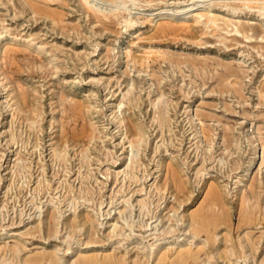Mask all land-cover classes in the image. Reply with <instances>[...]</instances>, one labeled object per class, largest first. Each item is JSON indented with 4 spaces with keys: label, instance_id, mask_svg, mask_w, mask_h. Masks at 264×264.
Here are the masks:
<instances>
[{
    "label": "rangeland",
    "instance_id": "obj_1",
    "mask_svg": "<svg viewBox=\"0 0 264 264\" xmlns=\"http://www.w3.org/2000/svg\"><path fill=\"white\" fill-rule=\"evenodd\" d=\"M0 264H264V0H0Z\"/></svg>",
    "mask_w": 264,
    "mask_h": 264
},
{
    "label": "bare ground",
    "instance_id": "obj_2",
    "mask_svg": "<svg viewBox=\"0 0 264 264\" xmlns=\"http://www.w3.org/2000/svg\"><path fill=\"white\" fill-rule=\"evenodd\" d=\"M193 7H187L182 9H169V8H162L158 10V13H156L153 16V20H160L164 17H170L172 19H177L179 15H189L192 11L194 12ZM195 15L194 17H196Z\"/></svg>",
    "mask_w": 264,
    "mask_h": 264
}]
</instances>
